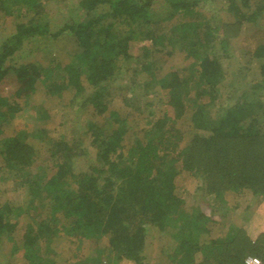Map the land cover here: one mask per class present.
I'll return each instance as SVG.
<instances>
[{"label":"trees","instance_id":"obj_1","mask_svg":"<svg viewBox=\"0 0 264 264\" xmlns=\"http://www.w3.org/2000/svg\"><path fill=\"white\" fill-rule=\"evenodd\" d=\"M154 1L80 0L81 18L54 31L44 0H0V18L14 21L0 43V133L9 121L47 119L51 96L64 106L78 104V115H84V133L71 138L56 139L38 128L0 138V179H12L23 195L14 203L0 188V243L12 244L7 264H57L54 245L65 238H106L113 260L148 264L144 251L152 226L170 264H248L249 255L264 264L261 240L251 243L232 228L225 240L211 238L216 219L199 206L188 211L175 182L186 170L200 189L222 200L244 189L264 193V44L249 54L262 81L247 82L234 71L228 96L220 89L230 71L223 65L230 43L264 25V0H225L231 19L220 26L202 12L201 0H165L170 11L156 19ZM176 17L169 33L156 32ZM66 32L81 48L67 62L41 50L12 63L32 40ZM134 42L143 52L139 70L150 77L146 91L156 93L160 86L172 109L146 127L111 107L123 87L113 84L130 71ZM176 52L190 62L162 75L161 65ZM157 55L160 66L154 64ZM9 75L17 88L7 96L2 85ZM29 137L46 146L45 160L53 159V166L42 162L32 170L41 150ZM84 142L96 150L100 165L76 172L75 158L88 153ZM97 263L92 257L78 262Z\"/></svg>","mask_w":264,"mask_h":264},{"label":"rangeland","instance_id":"obj_2","mask_svg":"<svg viewBox=\"0 0 264 264\" xmlns=\"http://www.w3.org/2000/svg\"><path fill=\"white\" fill-rule=\"evenodd\" d=\"M80 0H44L47 12V21L49 26L55 31L62 27L64 23H68L81 18L79 9ZM227 2L225 0H201L200 8L206 16L210 17L212 25L220 26L230 21V16L226 11ZM151 16L156 19L165 16L170 11V7L165 0H155L150 8ZM180 18L176 17L173 21L167 22L158 27L157 33H169L170 28ZM14 30V21H6L0 18V43ZM223 35V34H222ZM218 36H221L220 34ZM264 44V25L256 28L250 35H244L236 44L230 43L228 50V58L225 59L223 65L229 69L227 79L220 86L221 94L227 97L229 87L232 80H235L234 71L247 82L262 81L259 66L253 62H249V55L259 45ZM170 47V46H168ZM171 49V48H169ZM44 51L45 54H53L64 62H67L71 56L78 53L81 48L71 33H64L57 39H34L28 43L16 58L12 60L13 64L22 63L28 59H32L35 53ZM132 59L128 67L130 71L124 70L117 83L123 86L118 94L113 97L111 107L118 109L121 115L128 112L133 114L134 124L137 127H146V122L150 119L159 118L164 115L165 110L172 111L168 106L164 91L160 86L156 85V93L150 89L146 91L145 81L149 80V74L146 71H140L143 60V52L140 42L132 43L130 47ZM40 52V54H42ZM154 60V59H153ZM154 63L156 66L161 65V59L157 55ZM190 59H185L184 53L176 52L173 57L161 65V74L164 75L173 69H179L188 65ZM138 70L135 73L134 70ZM135 80V82L133 81ZM120 86V87H121ZM17 88V83L13 75H9L2 85V92L10 96ZM160 88V89H159ZM264 93V91H263ZM228 101V98L226 99ZM264 100V96H263ZM141 106L140 109L134 107ZM144 105V106H143ZM45 106L49 111V117L35 123H17L14 120L4 123L0 138L13 136L18 132L31 133L35 129H46L49 136L60 139L67 134V138L76 136V134L84 133L81 119L84 115H78V104L64 106L61 104L57 96H51L46 99ZM27 141L35 143L40 148L39 157L32 165L34 170L39 164L45 162L53 166V159H46L48 156L46 146L38 143L29 137ZM186 142L183 144V146ZM84 148L88 153L81 154L75 158L74 171L80 172L88 170L91 166H99L96 161V150L89 147L88 142H84ZM176 185L182 189L186 198V209L191 211L194 207L199 206L202 210L207 211L216 219V225L211 229L210 237L216 240H225L232 228L234 232H238L240 236L248 238L251 243L261 240L264 245V193L253 194L250 189H244L237 193L234 197H225L224 200L215 194H208L205 189H200L201 183L191 173L186 170H180L175 179ZM0 188L5 191L3 198H9L14 203L23 201V195L19 190V186L12 179L1 180ZM231 231V234H232ZM66 237V236H65ZM64 237V238H65ZM68 237V236H67ZM161 239L157 235L156 228L151 227L147 234L146 247L144 251L145 262L148 264H170L171 261L167 256L161 255L159 245ZM11 243L4 240L0 243V264H7L11 258ZM53 259L57 264H78L86 258L92 257L97 264H135L129 259L113 260V254L108 246L106 238L89 240H80L77 238H65L58 240L54 245ZM22 253V252H20ZM99 255V256H98ZM259 257L257 255H249ZM248 257V256H247ZM262 263V259H261Z\"/></svg>","mask_w":264,"mask_h":264},{"label":"built area","instance_id":"obj_3","mask_svg":"<svg viewBox=\"0 0 264 264\" xmlns=\"http://www.w3.org/2000/svg\"><path fill=\"white\" fill-rule=\"evenodd\" d=\"M246 262L248 264H261V259L259 257H255V256H248L246 258Z\"/></svg>","mask_w":264,"mask_h":264}]
</instances>
